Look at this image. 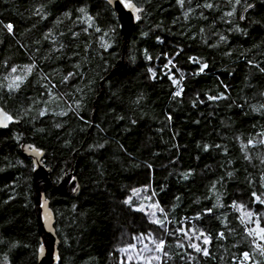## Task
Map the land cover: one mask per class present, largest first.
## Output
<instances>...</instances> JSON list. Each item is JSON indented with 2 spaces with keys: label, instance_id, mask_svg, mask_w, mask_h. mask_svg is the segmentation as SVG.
<instances>
[{
  "label": "trees",
  "instance_id": "obj_1",
  "mask_svg": "<svg viewBox=\"0 0 264 264\" xmlns=\"http://www.w3.org/2000/svg\"><path fill=\"white\" fill-rule=\"evenodd\" d=\"M132 1L142 11L125 43L103 0H0V107L20 121L0 130V264L44 255L27 149L51 171L43 200L54 264H125L124 233L158 235L163 264H241L244 252L243 264H264V241L245 231L257 217L264 227L252 195L264 199V0ZM123 57L128 67L116 68ZM15 76L24 79L10 90ZM74 170L80 193L69 197L55 185ZM139 195L158 205L162 225ZM247 211L251 222L241 223Z\"/></svg>",
  "mask_w": 264,
  "mask_h": 264
},
{
  "label": "water",
  "instance_id": "obj_2",
  "mask_svg": "<svg viewBox=\"0 0 264 264\" xmlns=\"http://www.w3.org/2000/svg\"><path fill=\"white\" fill-rule=\"evenodd\" d=\"M103 1L109 4L112 7V9L115 11L120 23L119 27L123 35L124 42L125 43L128 42L135 27L140 22V19H137V17H139L138 16L139 12L134 13L129 8L124 7V5L120 3V0H112L111 3H109V0H103ZM131 2L135 4L132 0ZM126 67H128V62L123 57L117 63L116 68L121 69ZM0 109L3 108L0 107ZM14 124L19 125L20 121L13 117L12 121L6 122V126H0V130H7L11 125ZM50 174L51 171L47 167H45L44 164L41 163V160L36 159V169L34 170L33 173L34 211L38 223L39 234L42 238V243L44 246V255L40 258L39 264H54L55 248L57 244V236L55 231L52 229L48 230L46 228L42 217L43 195L52 186V180ZM55 188L69 197H76L80 193V183L76 171L75 170L67 171L66 173H64L61 179L59 180V183L55 185Z\"/></svg>",
  "mask_w": 264,
  "mask_h": 264
},
{
  "label": "snow or ice",
  "instance_id": "obj_3",
  "mask_svg": "<svg viewBox=\"0 0 264 264\" xmlns=\"http://www.w3.org/2000/svg\"><path fill=\"white\" fill-rule=\"evenodd\" d=\"M111 2H112V0H109V3H111ZM176 2H177V4L181 5V7H183L185 0H176ZM120 3L123 4L124 7L129 8L134 13L142 11V9L140 7H138V6H136L135 4H133L131 2V0H120ZM189 3H191V0H189ZM228 3L230 5H232L233 8H235V5H240L241 4V0H228ZM199 6L200 5H198V7ZM202 7L211 9V8H213V4H211V3H204L202 5ZM252 7H253V4H251V3L245 2L243 4V10H244V12H247ZM190 10L191 9H189V11ZM37 11H39V10H37ZM79 11L81 13H84L85 14L86 22H89V21L92 20V17L85 12V9L84 8L79 9ZM233 14L234 13L231 12V11L228 12V13H226V15L229 16V17L233 16ZM187 15H188V12H185V18H187ZM137 19H139V17H137ZM239 19L240 20H244L245 19V16L243 14H241L239 16ZM91 26L92 25L89 23V27H91ZM5 27L7 28V30L9 31V33L12 32V25L11 24L5 25ZM236 30L237 31H241V29H239V28H237ZM96 31H100V29L99 28H96ZM201 31H203V29H201ZM157 39H159V38H157ZM219 39L221 41H225L226 40V37L223 36V35H221L219 37ZM103 46L105 48L108 47V45H106V44L103 45ZM147 58L148 59H151V57H147ZM190 59H193L194 60L195 58H191L190 57ZM169 63H171V61H169ZM249 63H251V61H249ZM25 67L30 72L31 71V68L34 67V66H25ZM165 67H167V65H165ZM206 67H207V64H202L200 66V69H199L200 72H203ZM256 67H259V66L256 65ZM11 71L12 72H16V68H12ZM259 71L262 72V73H264V68H259ZM149 72H151L152 75L155 76V73L152 72V69L151 68L149 69ZM75 75H77V73H73L71 71L68 72L67 75L63 77V82L66 83L69 80V78H71V77H73ZM23 79H24V77H22V76H15L13 78L12 82L9 83L8 88L10 90L18 89L19 88V83L18 82H22ZM169 79H172L173 84H177L178 83V81L175 80V79H173L171 75H169ZM181 79H183V75H181ZM181 91H182V89L180 91L174 92L173 95L174 96H180L181 95ZM48 94H49L50 97L52 96V93L51 92H49ZM226 98L227 97H224V96H209L208 97L209 100H218V99H226ZM79 106H80L79 105V102H77V104H76L77 109H79ZM261 107H264V105H262ZM54 114H57V113H54ZM66 114L67 113L64 112V111H61L60 113H58V115H61V116L66 115ZM39 115L40 116H44L45 115V110L44 109H41L40 112H39ZM169 119H171V117H169ZM12 120H13V117L11 115L7 114L3 109H0V126H6V122L12 121ZM57 127H59V125H57ZM249 143H251V140L249 141ZM29 147H31V146L29 145ZM101 147H102V145H101ZM205 148H207V146H205ZM230 175H231V173H229V176ZM262 179H264V177H262ZM134 191H138V190H134ZM252 195L255 197L256 201H258L261 204H264V199H262L261 196H257V194L255 192H253ZM233 204L235 206V202H233ZM150 207L157 208L158 205L157 204H152V205H150ZM239 207L242 208L243 206L241 205ZM161 211H163V210L161 209ZM206 211L210 213L212 210L211 209H207ZM154 215H155V213H153V216ZM253 215L254 214L251 211H247V212L242 213V216L240 218L241 219V223H245V218H247L248 222H251V218L253 217ZM154 222L157 223V224H161L162 225V222L159 221V220H156ZM255 225H256L255 228H247L246 227L245 228V231L248 233V235L258 237L261 241H264V227H260V222H259V218L258 217L255 220ZM200 235L203 236V243L205 245H207L209 243V239L210 238L208 236L204 235L203 233H201ZM219 235H220L221 238L223 237V233H220ZM185 236H187V233H185ZM199 238H200V236H197V239H199ZM164 243H165V241L163 239H160L156 243L155 250L157 252L161 251V249L164 246ZM189 247L195 249L196 252H203V255H205V256L208 255L207 248H203L202 249L197 244H189ZM121 251H123V249H121ZM260 252H261V255H264V247H261L260 248ZM165 255H166V253H165ZM153 258L154 259H157V260L160 259L159 256H156V257H153ZM248 259H249L248 252L242 253V261H241V264H243V261H247Z\"/></svg>",
  "mask_w": 264,
  "mask_h": 264
},
{
  "label": "rangeland",
  "instance_id": "obj_4",
  "mask_svg": "<svg viewBox=\"0 0 264 264\" xmlns=\"http://www.w3.org/2000/svg\"><path fill=\"white\" fill-rule=\"evenodd\" d=\"M27 152L34 158L38 159L40 154L35 150L27 149ZM142 199V211L147 214V217L151 222L158 220L159 209L152 208L150 205L154 204L150 201V198L145 199L144 196L139 195ZM145 199V200H144ZM150 201V202H149ZM153 213L155 215L153 216ZM42 217L46 228L49 230L52 227V220L50 212L47 207V203L42 202ZM160 240L159 236L155 234H148L142 236H132L128 233H124L121 242L118 246L119 252L125 264H163L164 252L163 248L157 252L155 250L156 243ZM123 249V251H121ZM159 256L160 259H154L153 257Z\"/></svg>",
  "mask_w": 264,
  "mask_h": 264
}]
</instances>
